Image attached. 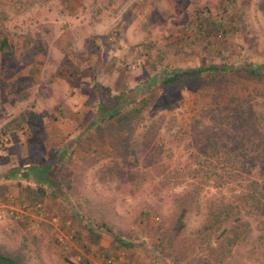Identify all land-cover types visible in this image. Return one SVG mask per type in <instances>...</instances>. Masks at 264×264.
Returning a JSON list of instances; mask_svg holds the SVG:
<instances>
[{
    "label": "rangeland",
    "instance_id": "rangeland-1",
    "mask_svg": "<svg viewBox=\"0 0 264 264\" xmlns=\"http://www.w3.org/2000/svg\"><path fill=\"white\" fill-rule=\"evenodd\" d=\"M251 61L264 63V0H0V131L16 128L0 149L1 251L19 264H264V82L159 80L144 110L91 125L97 82L116 93ZM67 146L60 189L4 177Z\"/></svg>",
    "mask_w": 264,
    "mask_h": 264
},
{
    "label": "trees",
    "instance_id": "trees-1",
    "mask_svg": "<svg viewBox=\"0 0 264 264\" xmlns=\"http://www.w3.org/2000/svg\"><path fill=\"white\" fill-rule=\"evenodd\" d=\"M93 52V51H92ZM96 54L97 51H94ZM95 67H93L94 69ZM232 74H240L244 79H250L253 82H264V63L251 61V62H243L239 67H234V65H231L226 62L222 63H210L208 65H200L196 68H188L184 69L179 73H164L161 78L154 79V81H146L142 82L143 80H140L138 84L133 83L130 87H127L126 89H122L120 86L118 87L119 91L116 93L112 91L111 87L104 86L102 82H97L96 87L98 92L100 93L99 103H98V109L94 116V118L91 121V125L99 126L102 122H104L106 119H114L118 117H124L128 116V113H123L125 109L128 107V105H131L133 103L138 104V107L136 108L137 111L144 110L146 102L144 101L145 97L143 96L145 92L150 90L152 85L156 84L160 80L162 82L164 87H181L183 86L189 79H200L202 77L207 78L210 80V82H214L217 79H225L227 76H230ZM121 88V89H120ZM151 96L154 95L156 90H150ZM143 96V97H142ZM30 118H39L40 115H35V113L30 112ZM33 131L34 129L43 124V121L40 120L38 124H34L33 120H30ZM16 128H12L11 124H6L4 127H2L0 131V149L3 148V145L7 142H13L15 140L14 136L16 135L15 132ZM36 131V130H35ZM45 134V132H44ZM45 135L42 136V138ZM45 138V137H44ZM41 139L37 138L31 143L30 145H35V147L40 148L42 145L38 144L36 141H39ZM72 144V141H69ZM37 144V145H36ZM67 147H63L59 149L55 154L46 155L44 151H37V154H34V151H31L30 155H34L32 157V166L30 170H27L26 173L28 176L30 175V172H46V176L43 177H34L30 176V183L29 187L31 188L33 185H36L37 187L32 189V191L41 193L40 196L45 195L46 189L44 188V185L46 183L53 184L57 188L60 187V181H58V177L55 175L54 170L57 167L58 161H61L62 158L67 156ZM10 154V153H9ZM11 161V158L6 157L5 163H9ZM19 168H13L9 172L4 173L6 179L12 180V179H23L20 178V176L16 175L18 174ZM264 171V170H263ZM23 174V173H21ZM257 183V182H256ZM254 186L253 192L251 195L247 196V199L249 197L256 199L258 197L257 193V187L255 184H252ZM261 192V197H264V190L263 193ZM262 210L260 211V214L264 216V200H262ZM260 204V202H259ZM40 208V207H39ZM185 208L182 210V213L180 217L177 219L178 227L174 229L175 233L181 231V229L185 226V223L183 221L185 216ZM240 235V233H238ZM115 238L118 240H121L118 235H115ZM121 259V258H120ZM112 262V261H111ZM114 264L120 263L118 260L117 262H113ZM0 264H19L17 259L13 256H10L0 249Z\"/></svg>",
    "mask_w": 264,
    "mask_h": 264
},
{
    "label": "crops",
    "instance_id": "crops-1",
    "mask_svg": "<svg viewBox=\"0 0 264 264\" xmlns=\"http://www.w3.org/2000/svg\"><path fill=\"white\" fill-rule=\"evenodd\" d=\"M11 160H12V159H11ZM10 162H11V161H10ZM10 162H9V163H10ZM21 166H22V165H20V164H18V166H16V164L13 165V168H14V167L19 168V169H17V170H18V174H16V175H18V176L21 175L20 178H23V179H24V178L27 179V180L30 179V178H31L30 175L28 176L27 174H24L25 172H22L23 170L20 168ZM9 168H10V169L6 170L5 173H6V172H9L10 170H12V165H10ZM21 173H23V174H21Z\"/></svg>",
    "mask_w": 264,
    "mask_h": 264
},
{
    "label": "built area",
    "instance_id": "built-area-1",
    "mask_svg": "<svg viewBox=\"0 0 264 264\" xmlns=\"http://www.w3.org/2000/svg\"><path fill=\"white\" fill-rule=\"evenodd\" d=\"M42 205L41 204H39V207H41Z\"/></svg>",
    "mask_w": 264,
    "mask_h": 264
}]
</instances>
